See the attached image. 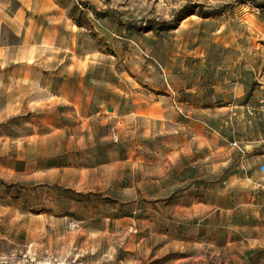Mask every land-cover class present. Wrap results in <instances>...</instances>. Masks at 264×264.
Returning a JSON list of instances; mask_svg holds the SVG:
<instances>
[{"label": "rangeland", "instance_id": "1", "mask_svg": "<svg viewBox=\"0 0 264 264\" xmlns=\"http://www.w3.org/2000/svg\"><path fill=\"white\" fill-rule=\"evenodd\" d=\"M58 2L55 39L0 53V256L264 264V0Z\"/></svg>", "mask_w": 264, "mask_h": 264}, {"label": "crops", "instance_id": "2", "mask_svg": "<svg viewBox=\"0 0 264 264\" xmlns=\"http://www.w3.org/2000/svg\"><path fill=\"white\" fill-rule=\"evenodd\" d=\"M64 14V7L58 0H0V53L10 55L18 52L25 54L23 59L29 60L28 58L33 56L37 49L47 45L46 40L55 39L56 32L63 29ZM70 77L77 79L78 74H70ZM58 82L59 87H56L58 100L61 98L60 101L74 105L78 111L89 109V101L79 98L83 94V91H79V87H63L62 78H58ZM65 96H68V99H63ZM236 142L238 144V141ZM253 144L254 141L245 142L241 139L237 149L245 152ZM42 161L45 160L40 156L38 165L41 168H57L56 164L42 166ZM22 162V170H24L26 164L24 160ZM239 185V187H248L250 183L244 182Z\"/></svg>", "mask_w": 264, "mask_h": 264}, {"label": "built area", "instance_id": "3", "mask_svg": "<svg viewBox=\"0 0 264 264\" xmlns=\"http://www.w3.org/2000/svg\"><path fill=\"white\" fill-rule=\"evenodd\" d=\"M261 171L264 172V163L260 166ZM0 264H10L8 259L4 258L3 256H0Z\"/></svg>", "mask_w": 264, "mask_h": 264}, {"label": "trees", "instance_id": "4", "mask_svg": "<svg viewBox=\"0 0 264 264\" xmlns=\"http://www.w3.org/2000/svg\"><path fill=\"white\" fill-rule=\"evenodd\" d=\"M258 7H264V3L259 4ZM208 13H211V12H208ZM0 182L3 183V184H5V182H3L2 180H0ZM13 185H15V184H13Z\"/></svg>", "mask_w": 264, "mask_h": 264}]
</instances>
